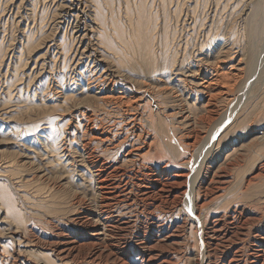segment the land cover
Here are the masks:
<instances>
[{"label":"rangeland","instance_id":"rangeland-1","mask_svg":"<svg viewBox=\"0 0 264 264\" xmlns=\"http://www.w3.org/2000/svg\"><path fill=\"white\" fill-rule=\"evenodd\" d=\"M259 1L0 0V264H264V76L235 109L248 83L216 99L213 130L188 77L243 66ZM137 20L168 65L164 94L131 67ZM90 80L114 86L93 112Z\"/></svg>","mask_w":264,"mask_h":264},{"label":"bare ground","instance_id":"bare-ground-1","mask_svg":"<svg viewBox=\"0 0 264 264\" xmlns=\"http://www.w3.org/2000/svg\"><path fill=\"white\" fill-rule=\"evenodd\" d=\"M72 7V6H71ZM135 25H133V28H132V40L135 44L134 46V52H133V56H134V59L137 61L138 64L136 63H133V65H131V67H134V68H143L145 70V72L147 73V77H148V80H154L152 81L153 83H148L146 81H142V87H144L142 90L146 91L147 89L150 91L151 89L154 88V86H152L154 83L156 84L157 82H159V84H161L162 86H159L158 84H156L155 86H157V89L159 90V92H161L162 94H164L165 92H168V90H172L171 86L169 87V81L167 79V76H166V72H167V69H168V65L167 63L165 62H162V63H159L155 60V55L153 54V51L151 49V39H150V35H149V29H148V25L144 22V20H137L135 23ZM244 24V23H243ZM245 36V35H244ZM245 39V38H244ZM247 48H245L246 50V54L245 55H241V57L238 59V62L237 63H242L243 66H238V71L234 72V73H230V72H227L223 65L221 66V64H217V66L214 68V73L210 76H208V74H206L205 72L203 71H193L188 77H190L191 79L193 78V86L198 90L196 91V95L199 96V95H202L204 97V109L206 110L205 114H207V118L209 116V122H210V126L207 128V130L211 129L213 130V123L216 122L218 119L222 118L225 114H221L222 117L220 118H212V114L213 112L215 111V107H216V99L219 98L220 96L222 95H225L228 90H233V87H235L236 83L235 81H240L241 80V85L242 84H246L248 83V86L246 87V90H245V95L244 93L239 95L241 97H239L238 99V103L236 102V104H234V108L237 106V104L240 103L241 100H243V103L244 102H247V98H248V92H250V90L253 88H249L250 84H252L251 82L253 83H256L258 80H260L263 76H264V0H260L259 1V7H258V13L255 14L254 16V20L252 19L251 21V24H250V30H249V35H248V39H247ZM246 42V41H245ZM224 49V48H223ZM243 50V49H242ZM244 52V51H243ZM223 54V53H222ZM239 55V54H238ZM157 56V55H156ZM201 57V56H200ZM201 59V58H200ZM232 59V58H230ZM130 60V59H129ZM222 60V59H221ZM241 60H245V63L241 62ZM133 62V61H132ZM218 62V61H217ZM215 62V63H217ZM220 62V61H219ZM178 63V62H177ZM173 65V63H171V66ZM177 65V64H176ZM175 66V65H174ZM225 66V65H224ZM232 66V65H231ZM213 67V66H212ZM233 67V66H232ZM232 67H230L232 69ZM237 67V66H235ZM175 68V67H174ZM226 68V67H225ZM99 69V68H98ZM109 69V68H108ZM181 69V68H180ZM228 69V68H227ZM103 70V69H102ZM114 70V69H113ZM112 70V72H113ZM166 70V71H165ZM242 70V72H241ZM93 71V70H92ZM97 71V70H96ZM104 71V70H103ZM105 71H107L105 69ZM111 71V70H109ZM181 71V70H180ZM190 71V70H188ZM226 71V72H225ZM245 71V72H244ZM108 72V71H107ZM117 72V71H116ZM121 72V71H120ZM187 72V71H186ZM207 72V71H206ZM210 72V71H208ZM89 73V72H88ZM123 73V72H122ZM228 73L230 75H228ZM102 74V73H101ZM120 74V73H119ZM178 72H177V69L175 68V73H174V76L175 78L174 79H179L178 78ZM243 74V76H242ZM90 75V74H89ZM93 75V74H92ZM95 75V73H94ZM93 75V76H94ZM109 75V74H108ZM159 76L158 79H155L156 76ZM96 76V75H95ZM94 76V78H95ZM99 76V75H98ZM103 76V75H102ZM113 76V75H112ZM119 76V75H118ZM173 76V75H172ZM180 76L184 77L185 78V75H183L182 73L180 74ZM246 76V77H245ZM79 77V76H78ZM161 77H163L164 80H166V83L165 81H163V79L161 80ZM187 77V76H186ZM101 78V77H100ZM106 78V77H105ZM116 78V76H115ZM169 78V76H168ZM249 78V79H248ZM87 79V78H85ZM92 79V77H91ZM108 80V79H107ZM161 80V81H160ZM172 80V79H171ZM186 80V79H185ZM251 81L250 83L248 82ZM94 81V80H93ZM104 81V79L102 80ZM110 81V80H109ZM113 81V80H112ZM247 81V82H246ZM87 82V81H86ZM91 82V80L89 81ZM96 82V81H95ZM101 82V81H100ZM178 82V81H177ZM88 83V82H87ZM113 83V82H112ZM187 83V82H186ZM140 84V83H139ZM179 84V83H178ZM238 84V83H237ZM88 85V84H87ZM91 86H95V95H92V99H94L95 103L92 107H87L85 111H89V112H93L94 110H99V108H103L109 101H108V97L107 96H113V90H111L112 88H114V86L110 85L111 88L108 87V85H100V84H97V83H90ZM188 85V84H187ZM141 86V85H140ZM182 86V85H181ZM190 86V85H189ZM192 86V87H193ZM255 86V84L253 85ZM188 87V86H187ZM190 87V88H192ZM251 87V86H250ZM181 88V87H180ZM186 88V87H185ZM86 89V88H85ZM84 89V90H85ZM184 90V87L182 88ZM249 89V90H248ZM147 90V91H148ZM188 90V89H187ZM186 90V91H187ZM193 90V88H192ZM87 91V90H86ZM134 91V90H133ZM155 91V90H154ZM127 92V91H126ZM118 93V92H117ZM125 93V92H124ZM128 93V92H127ZM140 93V92H139ZM138 93V94H139ZM191 92L189 91L188 94H190ZM120 94V93H118ZM141 94V93H140ZM149 94V92L147 93ZM128 95V94H127ZM126 95V96H127ZM119 95H117L118 97ZM131 96V95H130ZM134 96V95H133ZM115 97V96H114ZM148 97V96H147ZM112 98V97H111ZM123 98V95L122 97L120 96V99ZM134 98V97H133ZM139 98V96H138ZM202 98V97H200ZM114 99V98H113ZM128 99V100H127ZM130 97H125L123 99H121L122 102H125L126 105L129 106V104L133 103L132 101L129 100ZM132 99V98H131ZM220 99V98H219ZM118 100V99H117ZM133 100V99H132ZM138 100V99H137ZM112 101V100H111ZM116 101V100H115ZM113 101V102H115ZM127 101H130V102H127ZM143 101V99L141 100ZM136 102V100H135ZM110 104V102H109ZM114 104V103H113ZM124 103H122L123 105ZM138 104V103H137ZM122 105L120 107H122ZM136 105V104H135ZM134 105V106H135ZM245 104H243L244 106ZM114 106V105H113ZM124 106V105H123ZM127 106V107H128ZM131 106V105H130ZM133 106V108H134ZM138 106V105H137ZM242 106V107H243ZM83 107V106H82ZM115 107V106H114ZM126 107V109H128ZM90 108H93L94 110L90 109ZM113 108V107H112ZM136 108V107H135ZM138 108V107H137ZM82 109V108H81ZM232 109V110H233ZM101 110V109H100ZM129 110H132V106L130 107ZM213 112H211V111ZM102 111V110H101ZM127 111V110H126ZM218 111V110H217ZM226 111V110H225ZM78 112V111H77ZM106 112V111H105ZM116 112V110H115ZM124 112V111H123ZM85 113V112H84ZM96 113V112H95ZM98 113V112H97ZM129 113V111H128ZM224 113V112H223ZM100 114V113H99ZM126 114V113H125ZM135 114V113H133ZM86 115V113H85ZM94 115V114H93ZM92 115V116H93ZM96 115V114H95ZM129 115V114H127ZM220 115V116H221ZM230 115V114H229ZM89 116V115H88ZM226 116V115H225ZM83 117V116H82ZM99 117V115L97 116ZM95 117V118H97ZM227 117V116H226ZM122 118V117H121ZM126 118V117H125ZM128 118V117H127ZM134 118V117H133ZM234 118V117H233ZM246 118V116H245ZM84 119H86L84 117ZM98 119V118H97ZM198 119V118H197ZM201 119V118H200ZM227 119V118H226ZM80 120V119H79ZM204 120V119H203ZM231 120V119H230ZM84 121V120H83ZM88 121H90V119H88ZM98 121V120H97ZM221 121V119H220ZM85 122V121H84ZM208 122V123H209ZM226 122V121H225ZM242 122H243V119H242ZM77 124H79L78 122H76ZM128 123V121H127ZM81 124V123H80ZM84 124V123H82ZM94 124V123H93ZM114 126H115V123H113ZM125 124V123H124ZM130 124V122H129ZM87 125V124H86ZM84 125V126H86ZM103 125V124H102ZM83 126V125H82ZM112 126V125H111ZM91 127V126H90ZM93 127V125H92ZM101 127V125H100ZM106 127V125H105ZM131 127V126H130ZM222 127V126H221ZM96 128V127H95ZM98 128V127H97ZM96 128V129H97ZM133 128V127H132ZM139 128V127H138ZM87 129V128H85ZM103 129V128H102ZM112 129V128H111ZM131 129V128H130ZM216 129V128H215ZM93 130V129H92ZM108 130V129H107ZM110 130V129H109ZM87 132V130H84ZM96 131V130H95ZM102 131V130H101ZM83 132V131H82ZM86 132H83V133H86ZM110 132V131H109ZM112 132V131H111ZM207 132V131H206ZM85 135V134H84ZM103 136V134H101L99 136V139H101V137ZM197 136V135H196ZM95 137V136H94ZM105 137V136H104ZM205 137V135H204ZM90 139V138H89ZM98 139V138H97ZM98 139V140H99ZM200 140V139H199ZM203 140V139H202ZM212 140V139H211ZM108 141V140H107ZM110 141V140H109ZM111 141H114V140H111ZM91 142V141H90ZM117 142V141H116ZM128 142V141H127ZM210 142V141H208ZM105 143V142H104ZM113 144V143H112ZM145 144V143H144ZM189 144V143H188ZM102 145V144H101ZM108 145V144H107ZM204 146V145H203ZM108 147V146H107ZM136 147V146H135ZM139 147V146H138ZM191 147H193L191 145ZM201 147V146H200ZM207 147V146H206ZM111 148V147H110ZM114 148V147H112ZM137 148V147H136ZM199 148V147H198ZM109 149V147H108ZM197 149V148H196ZM200 152L202 151V148H200ZM101 150V148H100ZM134 150V153H131L132 155H128L125 154V153H122L121 154V157L122 158V162H124V164L126 163H131L133 161V158L134 157H140L141 155L139 154L138 151H135ZM137 150V149H136ZM129 151V150H128ZM132 151V150H131ZM95 152V151H94ZM193 152V151H192ZM197 154L196 156H199V152L196 151ZM89 153V152H88ZM100 153V152H99ZM208 153V152H207ZM91 154V153H89ZM193 154V153H192ZM202 155V154H201ZM208 155V154H207ZM87 156V155H86ZM90 157L92 156L89 155ZM204 156V155H203ZM206 156V155H205ZM202 157V156H201ZM208 157V156H207ZM120 158V157H119ZM204 158V157H203ZM206 158V157H205ZM98 159V158H97ZM185 157H181L180 161H185L184 160ZM190 159V157H189ZM104 161V159H102ZM198 160V159H197ZM205 160V159H202V161ZM96 161V160H94ZM196 161V160H195ZM200 162V160H199ZM101 163V162H100ZM104 163V162H103ZM110 163V162H109ZM199 164V163H198ZM201 164V163H200ZM190 165V164H189ZM102 166V165H101ZM199 166V165H198ZM202 166V165H201ZM90 167L92 168V166L90 165ZM200 167V166H199ZM109 168V167H108ZM110 168L112 169V171L110 170V172H104L100 179V183L98 181V189L100 190V193L101 195L103 196V198H105V194H107L108 196L109 195H112V192H109L110 190L107 188L108 185L112 186V182H108L110 181L109 178L111 175L117 173L118 169L116 166H110ZM179 168V167H178ZM99 169V168H98ZM123 168H120L119 170L122 171ZM196 169V168H195ZM103 170V169H102ZM125 170V169H124ZM196 171V170H195ZM202 171H203V168H202ZM100 172V171H99ZM198 172V171H196ZM98 173V172H96ZM189 173V172H188ZM202 173V172H201ZM178 174V173H177ZM98 175V174H97ZM130 175V174H129ZM146 175V174H145ZM158 175V174H157ZM181 175V174H180ZM197 175V174H196ZM115 176V175H114ZM117 176V175H116ZM154 176V175H153ZM168 176V175H167ZM172 176V175H171ZM170 176V177H171ZM178 175H175L174 176V179L177 178ZM183 176V175H182ZM195 177H198L195 176ZM99 178V177H98ZM117 178V177H116ZM169 178V177H168ZM172 178V177H171ZM111 179V178H110ZM115 178H113L114 180ZM118 179V178H117ZM154 179V178H153ZM191 179H192V176H191ZM190 179V180H191ZM195 179V178H194ZM112 180V179H111ZM148 180V179H147ZM146 180V181H147ZM152 180V179H151ZM163 180V179H162ZM165 180V178H164ZM166 180H168L166 178ZM193 180V179H192ZM198 180V179H197ZM194 181V180H193ZM158 182V181H156ZM171 182H174V181H171ZM177 182V181H175ZM191 182V181H190ZM140 184H146V182L144 181H139ZM179 185H180V182H178ZM200 183V182H199ZM198 183V185H199ZM185 184V183H184ZM148 185V184H147ZM197 185V186H198ZM119 186V185H118ZM150 186V185H149ZM120 187V186H119ZM176 187V186H175ZM174 187V188H175ZM202 187V185H201ZM200 187V188H201ZM116 189V188H115ZM119 189H122V188H119ZM166 189V185H163V183H160L158 185V193H162L163 194V191H165ZM172 189V188H171ZM113 190V189H112ZM200 190V189H198ZM120 191V190H119ZM168 191L170 192V189H168ZM189 191V190H188ZM129 192V191H127ZM167 192V190H166ZM168 192V193H169ZM192 192V191H191ZM119 193V192H118ZM117 193V194H118ZM125 193V192H124ZM123 193V194H124ZM178 193V192H177ZM121 194V193H120ZM127 194V193H126ZM145 194V193H144ZM152 194V193H151ZM154 194V193H153ZM191 195L188 196L189 199H186V205H189L190 208H191V213L193 216H195V211H197V208H196V202L195 203V198L193 197V194L190 193ZM122 195V194H121ZM160 195V194H159ZM168 195V194H167ZM175 195V194H174ZM197 195V194H196ZM120 196V195H119ZM161 196V195H160ZM169 196V195H168ZM168 196H164V197H168ZM173 196V195H172ZM195 196V195H194ZM110 197V196H109ZM109 197H106V199H109ZM125 198V196H123ZM177 197V195H176ZM179 197V196H178ZM177 197V198H178ZM187 197V196H186ZM128 198V197H127ZM176 198V199H177ZM198 198V197H197ZM162 199V198H161ZM103 200V199H102ZM121 200V199H120ZM123 200V199H122ZM125 202V200H123ZM163 201V199L161 200ZM172 203H176L178 201L176 200H173L171 201ZM164 204V203H163ZM181 204V203H180ZM176 206V205H175ZM183 206V205H182ZM181 207V206H180ZM168 208V207H167ZM175 208V207H174ZM197 216V215H196ZM196 219V218H195ZM15 232V231H14ZM204 232V231H203ZM12 234V233H11ZM15 234V233H14ZM170 234V233H169ZM205 234V233H204ZM92 235H97L96 232H93ZM200 240L202 243H204V235L202 236V234H200ZM11 237V236H10ZM95 243V242H94ZM207 245V243H205ZM204 245V244H203ZM207 248V247H206ZM208 250V249H207ZM204 253V251L202 252ZM204 257V256H202ZM204 264V263H203Z\"/></svg>","mask_w":264,"mask_h":264}]
</instances>
